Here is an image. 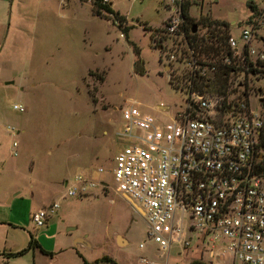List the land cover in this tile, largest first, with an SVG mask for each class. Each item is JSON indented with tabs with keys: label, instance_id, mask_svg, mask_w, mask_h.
<instances>
[{
	"label": "rangeland",
	"instance_id": "rangeland-1",
	"mask_svg": "<svg viewBox=\"0 0 264 264\" xmlns=\"http://www.w3.org/2000/svg\"><path fill=\"white\" fill-rule=\"evenodd\" d=\"M107 1L122 19L96 16L89 1L79 0H9L0 9V264H112L102 257L115 264H192L197 257L194 246L183 255L152 242L140 248L146 222L114 191L65 196L63 181L76 175L112 186L121 149L115 133L127 99L153 116L160 104L170 112L183 104L153 41L168 0ZM188 1L198 32L250 15L249 0ZM253 1L262 10L264 0ZM134 49L142 74L134 71ZM54 203L44 225L34 227L29 209L31 215ZM30 236L36 245L28 248Z\"/></svg>",
	"mask_w": 264,
	"mask_h": 264
},
{
	"label": "built area",
	"instance_id": "built-area-1",
	"mask_svg": "<svg viewBox=\"0 0 264 264\" xmlns=\"http://www.w3.org/2000/svg\"><path fill=\"white\" fill-rule=\"evenodd\" d=\"M185 1H167L168 15L153 37L183 104L175 112L160 104L153 116L127 99L115 133L121 149L112 186L76 175L64 181L65 196L101 187L128 199L147 226L140 248L152 242L183 255L194 246L192 264H204L203 255L209 264H264V176L257 170L264 155V6L249 0V17L228 24L236 34L222 24L198 32L188 9L184 14ZM225 29L222 44L216 36ZM57 207L36 210L31 224L43 226Z\"/></svg>",
	"mask_w": 264,
	"mask_h": 264
},
{
	"label": "trees",
	"instance_id": "trees-1",
	"mask_svg": "<svg viewBox=\"0 0 264 264\" xmlns=\"http://www.w3.org/2000/svg\"><path fill=\"white\" fill-rule=\"evenodd\" d=\"M79 1H80V2H87V1H89L90 4H91L92 9H93V11H94V14H95L96 16H100L101 14L106 13V14H110V15H111V14H114L116 17H115L113 20H115L116 22H117V19H122V17L119 16V13H117V12H114V13H113V9H112V7H111V3L108 2L107 0H79ZM188 7H189V1L186 0L185 3H184V5H183V11H184V14H185V15H187V9H188ZM248 8H249V9H250V8L252 9L253 6H251V5L248 4ZM102 12H103V13H102ZM222 25L225 26V27H227V24L222 23ZM118 26H119L120 29H121V23H120V22H118ZM124 28H125V27H123V29H124ZM125 30H126V32H127V31L129 30V27L125 28ZM126 32H125V33H126ZM226 36H227V32L224 31V33H223L222 35L217 34L216 37H217V39H218L219 41H221V43L223 44L224 41H225ZM133 52H134V55H135V57H136V60H135V62L133 63L134 71H135L136 73L142 74V73L144 72V69H143V67H142L143 63H141L140 59L138 58V54H139L138 49H134ZM261 146H262V149H263V151H264V141L261 142ZM257 170H258L259 173H261V175L264 176V155L262 156V159L259 161V163H258V165H257ZM35 245H36V242H35L34 239L30 236V238H29V242H28V248H30L31 246H35ZM22 252H23V251H22ZM22 252H18V253H16V254H21ZM9 255H15V254H9ZM101 259L104 260V261H109V262H111L112 264H115V263H114L111 259H109L108 257H102Z\"/></svg>",
	"mask_w": 264,
	"mask_h": 264
},
{
	"label": "crops",
	"instance_id": "crops-1",
	"mask_svg": "<svg viewBox=\"0 0 264 264\" xmlns=\"http://www.w3.org/2000/svg\"><path fill=\"white\" fill-rule=\"evenodd\" d=\"M9 2V0H0V9L1 8H4L5 6H7V3ZM232 23V22H231ZM63 187H64V181H63ZM39 208H42V207H39ZM39 208H37V209H39ZM33 209L32 208H30L29 209V214H27L26 216L28 217V219H29V216H30V213H31V211H32ZM26 217V218H27ZM124 241H125V239H123ZM78 241H81L82 242V240L81 239H79ZM126 242V241H125Z\"/></svg>",
	"mask_w": 264,
	"mask_h": 264
},
{
	"label": "water",
	"instance_id": "water-1",
	"mask_svg": "<svg viewBox=\"0 0 264 264\" xmlns=\"http://www.w3.org/2000/svg\"><path fill=\"white\" fill-rule=\"evenodd\" d=\"M192 31H195V25H193V27H192ZM126 201H129V200L126 199Z\"/></svg>",
	"mask_w": 264,
	"mask_h": 264
},
{
	"label": "flooded vegetation",
	"instance_id": "flooded-vegetation-1",
	"mask_svg": "<svg viewBox=\"0 0 264 264\" xmlns=\"http://www.w3.org/2000/svg\"><path fill=\"white\" fill-rule=\"evenodd\" d=\"M137 210H138V212H139V213H141V212H142V211H141L139 208H137Z\"/></svg>",
	"mask_w": 264,
	"mask_h": 264
}]
</instances>
